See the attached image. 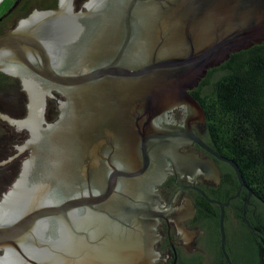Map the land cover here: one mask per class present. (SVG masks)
I'll return each mask as SVG.
<instances>
[{
  "label": "water",
  "instance_id": "1",
  "mask_svg": "<svg viewBox=\"0 0 264 264\" xmlns=\"http://www.w3.org/2000/svg\"><path fill=\"white\" fill-rule=\"evenodd\" d=\"M72 1L33 9L0 35V72L18 77L27 97L22 118L0 116L27 132L17 149L28 151L0 196V264H158L155 180L167 164L188 165L181 146L205 147L190 126L204 119L190 91L264 41V0H87L85 11ZM52 90L66 102L47 122ZM174 106L186 109L184 126L155 129L153 119ZM209 202L220 207L231 264L226 203Z\"/></svg>",
  "mask_w": 264,
  "mask_h": 264
},
{
  "label": "trees",
  "instance_id": "2",
  "mask_svg": "<svg viewBox=\"0 0 264 264\" xmlns=\"http://www.w3.org/2000/svg\"><path fill=\"white\" fill-rule=\"evenodd\" d=\"M56 2L21 0L7 16L17 22L33 9L54 8ZM11 83L13 78L0 72V88ZM190 93L204 112L206 143L237 165L244 184L251 190L245 214L249 226L256 231L247 226L243 216L245 191L233 198L224 211V249L229 261L264 264V41L231 54L222 64L209 69ZM17 137L8 124L0 122V159L7 156L10 141ZM14 171L16 175L18 168ZM218 218L216 207V217L207 218L206 244H198L197 256L191 263L177 264H227L220 247Z\"/></svg>",
  "mask_w": 264,
  "mask_h": 264
},
{
  "label": "flooded vegetation",
  "instance_id": "3",
  "mask_svg": "<svg viewBox=\"0 0 264 264\" xmlns=\"http://www.w3.org/2000/svg\"><path fill=\"white\" fill-rule=\"evenodd\" d=\"M86 1L73 0V9L75 11H85ZM57 3L58 0L54 8H56ZM15 24L16 22L12 17L2 18L0 20V35L9 31ZM8 76L13 78L14 83L7 85V87L13 90L16 88L18 95L14 97V100L23 105V109L20 112V116H22L26 111V94L22 90L21 80L18 77ZM65 102L66 98L61 92L52 90L51 97L46 100L45 120L47 122L56 120ZM187 116L186 109L183 106H174L155 117L152 121V126L155 129L183 127ZM190 126L205 147L195 141L181 146L179 148L180 152L192 155L188 165L180 171H175L170 164H167L164 167L163 178L159 181L154 179L156 183L152 190L159 201L156 209L164 216L157 219L155 227V250L160 256L158 264H177V262L183 263L185 261L191 263L197 256L198 244H206L205 228L208 216L216 217V207L218 208V217L220 214L219 205L209 202V200L220 204L226 203L223 207L224 213L229 202L237 197L242 190L246 192L244 201L248 194L247 190L249 188L247 186L240 187L232 166L227 162L229 159L206 143L204 119L203 121L194 120ZM13 132L18 134V137L16 139L13 138L8 145L6 159L12 156L13 158L7 162L13 161L22 154L26 156L28 153L27 150L19 153L17 149V146L21 145L27 138V132H17L14 129ZM21 161H13L12 165L14 168L17 167L19 170ZM209 162H213V165L209 164ZM14 168L12 172L9 171L10 178L6 188L9 187L11 179L17 175H15ZM4 191L6 190L4 189L2 193ZM2 193H0V196ZM250 197L251 195L248 197L246 207L249 205ZM175 219H177L178 224L175 223ZM244 219L247 224V219L245 217ZM247 226L250 228L249 224Z\"/></svg>",
  "mask_w": 264,
  "mask_h": 264
},
{
  "label": "rangeland",
  "instance_id": "4",
  "mask_svg": "<svg viewBox=\"0 0 264 264\" xmlns=\"http://www.w3.org/2000/svg\"><path fill=\"white\" fill-rule=\"evenodd\" d=\"M2 1L3 0H1L0 3ZM12 1L13 0H6L0 7V13L4 12V10H6L11 5ZM16 91H17L16 88L14 90L12 88L10 89V87H5V86L3 88H0V115L5 114L11 118H17V119L23 117V115L20 116L21 104L18 103L17 100H14L15 99L14 97H17L18 95V92ZM0 122L6 123L4 120L1 119V116H0ZM9 127L13 129V127L11 126ZM23 155L24 154L16 157L13 161L23 160L26 157ZM4 159H6V156L0 159V161ZM13 161L0 165V193H2L4 189L5 190L7 189L6 187L10 178L9 171L12 172V169L14 168V166L12 165Z\"/></svg>",
  "mask_w": 264,
  "mask_h": 264
},
{
  "label": "bare ground",
  "instance_id": "5",
  "mask_svg": "<svg viewBox=\"0 0 264 264\" xmlns=\"http://www.w3.org/2000/svg\"><path fill=\"white\" fill-rule=\"evenodd\" d=\"M1 1V0H0Z\"/></svg>",
  "mask_w": 264,
  "mask_h": 264
}]
</instances>
